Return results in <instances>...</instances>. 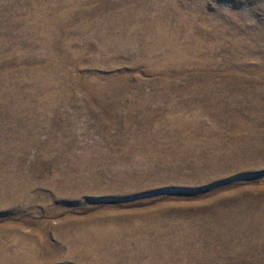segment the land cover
Here are the masks:
<instances>
[{"label": "rangeland", "instance_id": "rangeland-1", "mask_svg": "<svg viewBox=\"0 0 264 264\" xmlns=\"http://www.w3.org/2000/svg\"><path fill=\"white\" fill-rule=\"evenodd\" d=\"M0 264H264V0H0Z\"/></svg>", "mask_w": 264, "mask_h": 264}]
</instances>
